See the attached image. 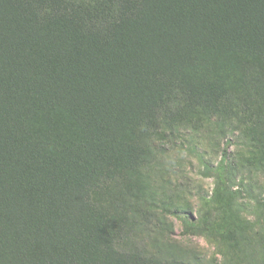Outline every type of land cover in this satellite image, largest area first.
Wrapping results in <instances>:
<instances>
[{
  "label": "trees",
  "instance_id": "trees-1",
  "mask_svg": "<svg viewBox=\"0 0 264 264\" xmlns=\"http://www.w3.org/2000/svg\"><path fill=\"white\" fill-rule=\"evenodd\" d=\"M248 101L264 113V0H0V264H149L153 147ZM228 154L203 164L221 209ZM246 226L186 223L226 250Z\"/></svg>",
  "mask_w": 264,
  "mask_h": 264
},
{
  "label": "rangeland",
  "instance_id": "rangeland-1",
  "mask_svg": "<svg viewBox=\"0 0 264 264\" xmlns=\"http://www.w3.org/2000/svg\"><path fill=\"white\" fill-rule=\"evenodd\" d=\"M239 83L244 88L248 80L240 75ZM249 107L250 118L219 115L188 140L153 147L137 181L147 194L138 202L142 222L148 223L137 244L149 264H264V113L252 103ZM223 150L235 170L226 187L240 191L221 209L220 202L208 200L215 180L203 164L215 166ZM233 216L247 223L246 238L235 236V249L186 228L200 218L215 225Z\"/></svg>",
  "mask_w": 264,
  "mask_h": 264
}]
</instances>
